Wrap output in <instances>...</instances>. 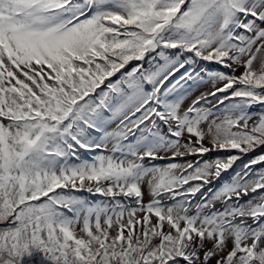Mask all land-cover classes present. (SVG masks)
<instances>
[{"label":"snow or ice","instance_id":"1","mask_svg":"<svg viewBox=\"0 0 264 264\" xmlns=\"http://www.w3.org/2000/svg\"><path fill=\"white\" fill-rule=\"evenodd\" d=\"M0 264H264V0H0Z\"/></svg>","mask_w":264,"mask_h":264},{"label":"rangeland","instance_id":"2","mask_svg":"<svg viewBox=\"0 0 264 264\" xmlns=\"http://www.w3.org/2000/svg\"><path fill=\"white\" fill-rule=\"evenodd\" d=\"M245 159H247V158H245ZM242 164V162L241 161H238L237 162V165L235 166L236 168H239V166ZM225 175H227V174H225Z\"/></svg>","mask_w":264,"mask_h":264}]
</instances>
